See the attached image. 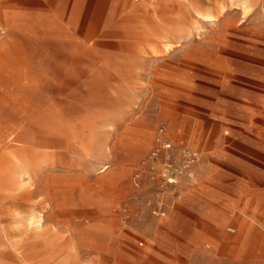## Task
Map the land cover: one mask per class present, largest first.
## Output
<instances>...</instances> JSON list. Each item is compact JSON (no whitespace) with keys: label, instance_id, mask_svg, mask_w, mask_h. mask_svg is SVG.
<instances>
[{"label":"rangeland","instance_id":"obj_1","mask_svg":"<svg viewBox=\"0 0 264 264\" xmlns=\"http://www.w3.org/2000/svg\"><path fill=\"white\" fill-rule=\"evenodd\" d=\"M218 1L0 0V264H264V0ZM160 124L199 162L156 217Z\"/></svg>","mask_w":264,"mask_h":264},{"label":"built area","instance_id":"obj_2","mask_svg":"<svg viewBox=\"0 0 264 264\" xmlns=\"http://www.w3.org/2000/svg\"><path fill=\"white\" fill-rule=\"evenodd\" d=\"M198 162V152L184 138L171 140L167 137L165 125L158 126L151 150L140 160L132 177L136 188L145 184L148 192L153 194L149 208L154 216L166 214L171 201L164 198L178 196V185L194 182Z\"/></svg>","mask_w":264,"mask_h":264},{"label":"crops","instance_id":"obj_3","mask_svg":"<svg viewBox=\"0 0 264 264\" xmlns=\"http://www.w3.org/2000/svg\"><path fill=\"white\" fill-rule=\"evenodd\" d=\"M204 2H207V6H205V7H203L202 8V6L199 8V9H197L196 8V5H197V3H198V0H189V5H190V7L196 12V13H199V12H201L202 10H205V9H210L215 15H216V17H215V20H213V21H216V19H217V16H218V13H219V11H222V10H220V7H219V4H221L220 2H222L223 3V1H218V0H208V1H204ZM231 3V4H234V3H236V2H240L239 4L241 5V6H247L248 4H249V6L251 5V0H237V1H234V0H227V2H226V4L227 5H229L228 3ZM240 10L238 7H228V9L227 10H224V11H232V10ZM203 21H205V22H210V21H208V20H205V19H203ZM182 134H180L179 136H177V137H174L171 133H169L168 132V130H167V137L168 138H170L171 140H178V139H180V138H184L185 140H186V138L185 137H183V136H181ZM28 214H34V219H33V221L31 222V223H28V221H27V215ZM13 216H15V217H17L18 218V222H21L22 223V221H25L26 222V224H28V225H32V224H34V227H35V229H39V224L37 223V218H38V213H36L35 211H30V212H28V213H26L25 215H22L20 212H15V213H13ZM3 231L5 232L6 231V228H4L3 227Z\"/></svg>","mask_w":264,"mask_h":264}]
</instances>
